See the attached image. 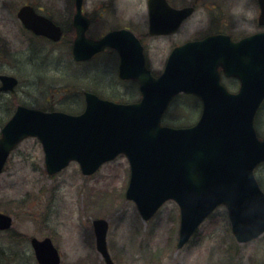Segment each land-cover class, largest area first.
Wrapping results in <instances>:
<instances>
[{
  "label": "water",
  "instance_id": "water-1",
  "mask_svg": "<svg viewBox=\"0 0 264 264\" xmlns=\"http://www.w3.org/2000/svg\"><path fill=\"white\" fill-rule=\"evenodd\" d=\"M260 24L264 25V0ZM76 0L74 16L76 61L89 60L106 47L121 56L119 75L136 79L142 99L121 103L85 92L81 114L44 111L19 105L0 136V174L11 152L25 138L38 137L45 164L54 175L71 161L85 175L125 154L131 165L126 196L135 201L145 220L169 199L181 207L178 246L191 238L200 224L219 205L229 209L237 240L247 242L264 232V191L255 175L264 161V139L255 129V116L264 101V32L234 41L228 35H211L188 41L171 52L164 72L155 77L146 67L144 47L129 29L107 33L100 39L87 36L90 19ZM194 7L174 8L167 0H149L150 34L175 33ZM18 16L35 33L59 40L62 30L31 5ZM241 80L239 92L221 82L219 69ZM0 95L14 90L18 79L1 75ZM192 93L202 101V113L190 127L162 124L173 98ZM13 226V217L0 212V231ZM108 221L94 220L97 249L107 264H114L107 246ZM39 264H61L60 251L50 237L31 238Z\"/></svg>",
  "mask_w": 264,
  "mask_h": 264
},
{
  "label": "rangeland",
  "instance_id": "rangeland-1",
  "mask_svg": "<svg viewBox=\"0 0 264 264\" xmlns=\"http://www.w3.org/2000/svg\"><path fill=\"white\" fill-rule=\"evenodd\" d=\"M189 2L174 1L177 6ZM26 3L58 19L66 31L61 42L35 39L26 31L17 17ZM84 7L94 17L89 36L97 38L107 30L130 28L141 36L156 74L164 70L172 48L188 40L221 29L237 38L264 29L258 24V0H201L176 34L159 37L148 35L147 0H85ZM75 8V0H0V74L19 79L16 90L0 99V133L19 104L81 113L83 91L122 102L141 98L135 82L119 78L115 51L103 52L84 63L73 60ZM174 104L168 119L180 111L192 124L201 114L199 108L175 110ZM262 106L256 128L264 137ZM255 175L264 186V164ZM129 178L130 164L125 155L104 164L91 176L82 173L78 162L50 175L40 140L26 138L12 152L0 175V212L14 218L12 229L0 233V244L15 254L0 257V264H38L30 244L33 237H50L61 253L62 264H106L96 246L93 222L98 218L108 221L107 244L116 264H264V235L239 243L231 232L226 207L217 208L191 241L179 249L178 204L166 202L145 221L135 203L126 198Z\"/></svg>",
  "mask_w": 264,
  "mask_h": 264
},
{
  "label": "flooded vegetation",
  "instance_id": "flooded-vegetation-1",
  "mask_svg": "<svg viewBox=\"0 0 264 264\" xmlns=\"http://www.w3.org/2000/svg\"><path fill=\"white\" fill-rule=\"evenodd\" d=\"M169 1V3L172 5V6H174V7H185V6H190V5H195L196 7H197V5L200 3V1L201 0H190V2L188 3V4H185V5H183V6H177L175 3H174V1L175 0H168ZM85 2V1H84ZM115 2V1H114ZM209 8L210 9H212V7L211 6H209ZM83 11H84V13L86 14V16H88L90 19H91V25L94 23V17L86 10V8L85 7H83ZM49 14H51V13H47V15L49 16ZM51 19H53L54 20V22H56V24H58V25H60L61 26V28H62V30H63V35H62V38H61V40L63 39V37H64V34L66 33V31L64 30V28H63V26L60 24V22L58 21V19L56 18V17H52V16H49ZM148 27H149V23H148ZM26 29V28H25ZM26 31L29 33V34H31L33 37H37V38H43V39H45V40H47L48 42H54V41H52V40H50V39H48V38H46V37H44V36H38V35H36V34H34V32L33 31H31V30H28V29H26ZM215 33H211V34H220V33H225V34H229V35H231L234 39H236V40H238V39H240V38H237V37H234L232 34H230V33H228L226 30H217V31H214ZM256 32V31H255ZM210 33H209V35H211ZM102 35H100V37H101ZM163 36H168V35H163ZM155 37H159V36H155ZM61 40L60 41H58V42H55V43H59V42H61ZM73 44V43H72ZM105 51H107V50H105ZM105 51H103V52H105ZM103 52H101V53H103ZM100 54V53H99ZM94 58V57H93ZM166 63V62H165ZM146 65H147V67H149V68H151L150 67V63H149V61H148V58H147V54H146ZM221 76H222V81H223V83H225L226 84V86H228V88L230 89V90H234V91H237V90H235V89H233V88H231V86L232 85H235L236 87L238 86H240V81L237 79V78H234V77H226L225 76V74H224V72L223 71H221ZM264 163H262L261 165H263ZM260 165V166H261ZM221 207H224V206H221Z\"/></svg>",
  "mask_w": 264,
  "mask_h": 264
},
{
  "label": "trees",
  "instance_id": "trees-1",
  "mask_svg": "<svg viewBox=\"0 0 264 264\" xmlns=\"http://www.w3.org/2000/svg\"><path fill=\"white\" fill-rule=\"evenodd\" d=\"M174 102H175V104H174ZM173 104H174L175 110H178V111L180 110V108H183L186 110H193L195 108L200 109L199 100L195 96L187 95V94H182V95L176 97V99L173 101ZM177 105H180L181 107L177 108ZM172 117H173L172 119L166 118L167 124L176 125V126H185V125L191 124V122L187 121L186 118H183L181 114L178 115L177 117L175 115H173ZM5 232H8V231H5ZM0 233H3V232H0ZM11 254L15 255L13 250H11ZM11 254L8 251V249L3 248L0 244V257L8 258L11 256Z\"/></svg>",
  "mask_w": 264,
  "mask_h": 264
},
{
  "label": "bare ground",
  "instance_id": "bare-ground-1",
  "mask_svg": "<svg viewBox=\"0 0 264 264\" xmlns=\"http://www.w3.org/2000/svg\"><path fill=\"white\" fill-rule=\"evenodd\" d=\"M83 14H85V13L83 12ZM119 29H128V27L114 28V29H112V31H114V30H119ZM110 32H111V30H107L106 33L102 34V37H103L104 35H106L107 33H110ZM223 34H225V33H223ZM117 56H119V57L121 58V56H120L119 53H118ZM82 61L85 62V60H82ZM58 65H59V66H62L63 64H61V62L59 61ZM68 65H70V64L67 63V64L65 65V67L67 68ZM62 67H64V66H62ZM66 68H65L64 70H66ZM117 68H118V70L120 69V63L117 64ZM84 93H85V91H83V94H84Z\"/></svg>",
  "mask_w": 264,
  "mask_h": 264
}]
</instances>
